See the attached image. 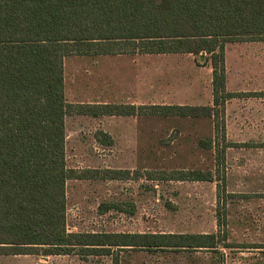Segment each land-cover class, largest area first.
<instances>
[{
    "label": "trees",
    "instance_id": "1",
    "mask_svg": "<svg viewBox=\"0 0 264 264\" xmlns=\"http://www.w3.org/2000/svg\"><path fill=\"white\" fill-rule=\"evenodd\" d=\"M229 42H264V0H0V255L110 256L120 264V253L130 250L216 251L221 242L233 247L226 242L225 199L217 209V233L68 230L66 183L96 178L97 172L67 166L65 116L71 106L63 72L70 56L205 54L212 67L211 105L79 109L93 115L212 118L214 136L200 146L214 148L222 164L225 149L235 145L225 142V102L237 95L226 91ZM102 174L125 180L130 172ZM161 174L166 180H214L211 171ZM217 180L224 192V177ZM125 205L102 203L99 212H126Z\"/></svg>",
    "mask_w": 264,
    "mask_h": 264
},
{
    "label": "rangeland",
    "instance_id": "2",
    "mask_svg": "<svg viewBox=\"0 0 264 264\" xmlns=\"http://www.w3.org/2000/svg\"><path fill=\"white\" fill-rule=\"evenodd\" d=\"M205 56L132 58H153L155 74L160 60H178L185 75L184 86L181 76L178 84L173 79L171 85L159 83L155 85V96L167 98L170 90L179 95L197 92L205 103L211 92V66ZM225 66L229 90L264 92V42L226 43ZM224 120L229 141L264 142V96L232 99L226 104ZM97 124L102 122H84L83 129L66 143L68 167L76 172H97L96 178L66 183V224L70 232L217 233V209L222 208L225 199L226 242L233 247L225 248L221 242L216 251L130 250L120 253V264H264V148H230L226 161L217 166L213 152L198 146L200 139L212 135L209 119L112 118L108 121V132L113 136L110 145L94 141ZM68 127L73 128L70 118ZM119 169L129 171V178H102L104 170ZM197 169L212 171L214 180H166L161 174ZM223 175L224 192L218 189L221 182L217 180ZM227 194L234 195L228 198ZM110 202L127 204V211L100 213L99 205ZM16 258L0 255V264H22ZM64 260L61 264H112L110 256L81 259L70 255Z\"/></svg>",
    "mask_w": 264,
    "mask_h": 264
},
{
    "label": "crops",
    "instance_id": "3",
    "mask_svg": "<svg viewBox=\"0 0 264 264\" xmlns=\"http://www.w3.org/2000/svg\"><path fill=\"white\" fill-rule=\"evenodd\" d=\"M178 55H192V54H134V55H111V56H70L71 58H65L64 65V96L66 102L71 109L65 116V150L67 140L83 129V123L99 120L101 125L94 127V141L101 145H110L113 139L109 131L108 121L112 118L122 117H152V116H140V115H108L106 113L93 115L91 111H82L80 107H102V106H152V105H190V106H207L212 104V67L209 69L211 72V92L205 99V103L200 101V96L197 92H190L188 94H177L170 90V94L167 98H158L155 96V85L159 83L166 85L178 84L180 81L185 83L182 78L185 77L183 68H180L177 63L178 60H160L161 65L157 74H155V65L153 58L136 59L133 56H178ZM131 58H127L130 57ZM193 62V60H192ZM211 66V64H210ZM159 67V66H158ZM193 67V63L191 64ZM197 71V70H194ZM193 71V72H194ZM181 72V73H180ZM173 73V74H172ZM226 73V91L235 93L234 97L228 99L225 102L239 97H252V96H264V92L248 91V92H234L229 90L228 73L225 66ZM167 74L168 80H167ZM172 74V75H171ZM191 74V73H190ZM156 75V77H155ZM161 75V76H160ZM192 86L196 85L193 81H190ZM191 86V87H192ZM257 94V95H254ZM224 107V109H225ZM69 118L73 122V128L68 127ZM162 118V117H161ZM167 118H181V117H167ZM188 118V117H182ZM109 119V120H107ZM191 119H209L213 123L212 135L208 139L214 136V122L212 118H191ZM206 139H200V141ZM225 142H231L234 146L227 147L224 151V160L226 161V153L230 148H264V142H255L253 140L245 142L229 141L226 136L225 129ZM213 152L215 163L216 151L214 148L206 149ZM222 163V164H223ZM219 164H217L218 166ZM68 166V165H67ZM70 168V167H69ZM72 169V168H71ZM120 170V169H119ZM200 170V169H197ZM202 171V170H201ZM212 172V171H211ZM213 173V172H212ZM218 173V172H217ZM214 176V175H213ZM224 186H225V176ZM216 180V178H215ZM225 188V187H224ZM226 192V191H225ZM228 195V194H227ZM228 198L233 197L234 194ZM243 199H247L246 195L239 194ZM228 231V230H227ZM17 257V260H21L22 264H49L55 261V263H63L65 258L70 255H9Z\"/></svg>",
    "mask_w": 264,
    "mask_h": 264
}]
</instances>
